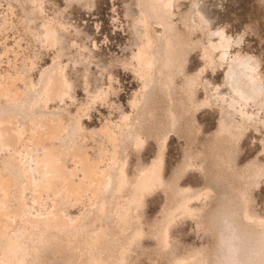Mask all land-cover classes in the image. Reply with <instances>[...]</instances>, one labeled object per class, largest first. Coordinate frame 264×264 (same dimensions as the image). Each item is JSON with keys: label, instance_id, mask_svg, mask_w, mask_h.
<instances>
[{"label": "bare ground", "instance_id": "obj_1", "mask_svg": "<svg viewBox=\"0 0 264 264\" xmlns=\"http://www.w3.org/2000/svg\"><path fill=\"white\" fill-rule=\"evenodd\" d=\"M65 2L0 0V264H46V250L68 264H130L145 237L158 256L171 254L173 229L185 219L209 241L167 255L168 264H264L257 200L264 184V66L244 42L255 25L234 33L227 23L212 24L216 10L204 0H125L129 44L114 62L136 80L125 110L111 99L119 96L112 64L95 61L96 42L86 44L89 35L64 15L73 3L91 9L95 0ZM260 6L264 15V0ZM43 51H51L45 64ZM193 51L199 63L192 67ZM73 68L84 101L74 95ZM207 70H220L219 80ZM97 102L118 110V119L110 112L86 126ZM205 108L216 116L203 134ZM171 135L185 146L166 175ZM148 140L156 150L145 162ZM246 144L256 149L240 161ZM190 171L201 176L200 186L180 181ZM155 192L163 205L145 221L146 197Z\"/></svg>", "mask_w": 264, "mask_h": 264}, {"label": "rangeland", "instance_id": "obj_2", "mask_svg": "<svg viewBox=\"0 0 264 264\" xmlns=\"http://www.w3.org/2000/svg\"><path fill=\"white\" fill-rule=\"evenodd\" d=\"M53 1L62 8L66 4L65 0ZM204 1L210 7V9L216 10L215 17L212 20V24L227 23L228 28L234 33L241 32L244 28L247 27L248 23L255 25L253 29L248 28L245 34L244 42L245 44H248V46H246L248 49L260 54L262 58V65L264 66V15L262 12V7L260 6L261 0ZM124 3L125 0H95V6L91 9L73 3L64 12V15L71 19L76 25L79 26V28L84 30V32L89 35L88 39L84 38L86 44L89 45L92 41L96 42L97 48L95 49V53L97 54L95 61L104 65L112 64V67L110 69L113 72L115 79L119 81V83H117L116 80H114V84L116 86L119 85V96L118 98L111 96V99L113 98L117 102H120L123 105V109L127 110L126 100L130 95L132 89L136 87V80L129 70H124L114 64L118 57H122L126 54L127 46L129 44L128 27L126 26L127 23L123 15ZM47 12L49 14L52 13V9L49 6ZM7 33L8 41L12 42L11 37L13 40L15 35L13 36V33L11 31H8ZM83 37L85 36L83 35ZM41 55V64H45L50 61L51 51H43ZM198 63L199 58L197 52L193 51L191 53L190 66H196ZM77 67L78 70H80L81 66ZM92 68V75L99 78L98 72H96L97 68L94 65L92 66ZM206 74L213 80H219L220 70H217L213 73L207 70ZM37 76V71H34L33 78L36 79ZM70 77H72L74 79V83H76L74 95L76 96L77 102L84 101L85 91L82 86V80L79 77V71H75V69L73 68L72 71L70 70ZM100 84V79L94 81L92 80V90H94L95 86H99ZM110 112L112 119H118V110L110 109L106 104L97 102L91 109L89 117L83 119L84 124L88 127L99 125L102 121H104V118L107 117ZM199 114L201 115V120L203 122V134H206L214 127L216 113L213 110L205 108L201 110ZM249 134H253L256 136L259 135L256 132H249ZM254 143L256 145V140L254 141ZM184 146V138L177 137L176 135H171L168 141L166 154V175H169L173 167H175L180 161ZM254 146H250V144H246L244 146V151L241 155L240 161L254 152L257 145L255 146V148H253ZM155 150L156 147L154 146V143L151 140H148V142H146L141 150L143 161L147 162L149 159H151ZM135 161L136 156L132 153L130 155L128 166L130 170L132 169V164H134ZM180 181L182 183L189 182L193 186L195 185V187H197L201 185L202 178L196 171H190L189 173L185 174L180 179ZM257 200L259 202L258 208H264V184H262V191L257 194ZM27 202H30L29 196L27 197ZM162 205L163 196L160 192H155L147 196L146 203L144 205V220L150 221L155 218L160 213V208ZM70 211L72 213H76L77 208L73 206L70 208ZM194 227L195 224L193 221H190V219H185L174 227L173 232L176 236L177 242L176 245L172 247L173 251L171 252V254L167 253L166 255L158 256V254H156V252L154 251V240L149 237L143 238L140 245L141 248H138V250L142 252L140 253L137 250L133 251L130 264H168V257L170 255L184 251L187 247L199 245V243H207L209 241V237L203 234L199 238V235L202 234V232L201 230L197 231L195 229L196 227ZM194 230L197 232H195ZM51 252V250H46L44 252V259L46 264H68L65 258H62L61 256H58L57 254Z\"/></svg>", "mask_w": 264, "mask_h": 264}]
</instances>
